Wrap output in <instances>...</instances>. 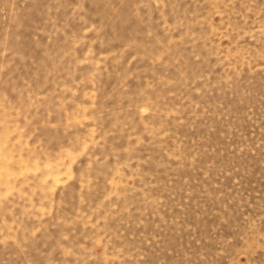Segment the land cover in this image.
I'll return each mask as SVG.
<instances>
[{
  "label": "rangeland",
  "instance_id": "rangeland-1",
  "mask_svg": "<svg viewBox=\"0 0 264 264\" xmlns=\"http://www.w3.org/2000/svg\"><path fill=\"white\" fill-rule=\"evenodd\" d=\"M0 264H264V0H0Z\"/></svg>",
  "mask_w": 264,
  "mask_h": 264
}]
</instances>
